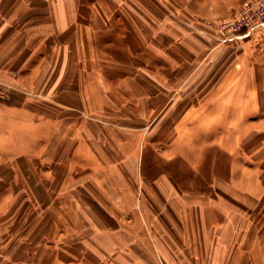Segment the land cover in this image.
Listing matches in <instances>:
<instances>
[{"label": "crops", "instance_id": "crops-1", "mask_svg": "<svg viewBox=\"0 0 264 264\" xmlns=\"http://www.w3.org/2000/svg\"><path fill=\"white\" fill-rule=\"evenodd\" d=\"M245 1L0 0V264H264Z\"/></svg>", "mask_w": 264, "mask_h": 264}, {"label": "built area", "instance_id": "built-area-1", "mask_svg": "<svg viewBox=\"0 0 264 264\" xmlns=\"http://www.w3.org/2000/svg\"><path fill=\"white\" fill-rule=\"evenodd\" d=\"M264 26V0H246L234 12L217 25L219 32L231 36H251Z\"/></svg>", "mask_w": 264, "mask_h": 264}]
</instances>
